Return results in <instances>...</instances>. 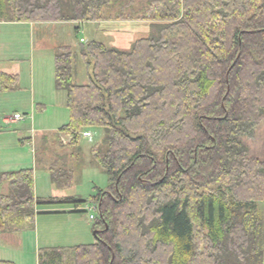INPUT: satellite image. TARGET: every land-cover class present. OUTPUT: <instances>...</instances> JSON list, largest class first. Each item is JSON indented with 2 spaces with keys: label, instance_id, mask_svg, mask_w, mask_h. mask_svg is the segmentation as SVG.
Here are the masks:
<instances>
[{
  "label": "trees",
  "instance_id": "16d2710c",
  "mask_svg": "<svg viewBox=\"0 0 264 264\" xmlns=\"http://www.w3.org/2000/svg\"><path fill=\"white\" fill-rule=\"evenodd\" d=\"M113 1L0 0V21L102 20ZM139 19L150 35L130 51L92 40L55 53L70 112L59 131L72 145L104 131L92 154L110 184L90 198L97 242L45 248L38 264H264V155L248 142L264 126V0H150ZM79 56L87 84L74 81ZM19 81L0 73L3 91ZM72 172L53 169V181ZM5 181L0 230L34 221L46 201L34 170Z\"/></svg>",
  "mask_w": 264,
  "mask_h": 264
},
{
  "label": "rangeland",
  "instance_id": "374dc122",
  "mask_svg": "<svg viewBox=\"0 0 264 264\" xmlns=\"http://www.w3.org/2000/svg\"><path fill=\"white\" fill-rule=\"evenodd\" d=\"M149 2L150 0H114L103 10L105 19L102 20L105 22L85 24L86 31L77 29L79 24L70 25L71 36L67 33L57 36L50 31L45 34L38 31L34 37V44L44 41L45 44L51 45L59 37L58 39H63L62 42L66 41L65 43L70 44L75 51L79 52L83 45L80 43V38L88 36L109 47L130 51L136 40L150 35L151 22L139 19L145 13ZM129 17L131 19H128ZM50 27L54 28L52 30L57 32L56 34L60 33L63 28L61 25H50ZM35 54L36 64H38V52ZM48 55L49 53L45 51L44 64L47 65L48 62L54 65V56H51V52L49 58H47ZM26 67L30 70V62L26 63ZM87 72L86 65L79 56L74 81L78 84H86L87 80L83 78V75ZM25 81L26 84L21 91L0 96V107L7 109L5 114L2 113L3 110H0V131L7 134L4 137L0 136V145L6 144L7 153L13 159L5 161L9 164L7 166L1 163L0 171L32 168L35 175L36 198L46 201L37 204L34 221L25 220L21 224L9 225L15 232L0 231V260H10L17 264H38L39 253L45 248L68 249L80 244L97 242L95 231L101 230L96 227L100 217V205L90 201V198L96 195L100 188L106 190L110 179L92 154V148L102 144L104 131L89 129L93 132L92 138L82 135L79 144L56 146L71 149L75 157L71 160L72 166H68L73 170L70 173L71 177L64 178L62 185L53 181V169L62 168V164L58 162L59 166H52L54 160L51 158L53 155L51 150L54 149V145L53 148L49 147L51 143L40 137L43 134L52 137L59 127L69 122L70 112L67 105L63 98L56 95H66V91H58L55 84L53 88L47 86L46 112L37 109L39 106L37 103L34 104L35 109L32 110L31 102L27 103L23 98H27L30 92L28 89L31 82L29 72ZM26 107L29 109L26 110ZM14 111H19L26 118L19 122L4 124L3 115L13 116ZM22 139H30V141L21 143ZM248 142L252 150L263 152L264 155V126L257 132L256 137ZM9 189L7 181L0 186V192L7 193ZM73 199L86 200V202H75ZM95 206L96 209H94ZM91 214L95 215L94 219L90 218Z\"/></svg>",
  "mask_w": 264,
  "mask_h": 264
},
{
  "label": "crops",
  "instance_id": "0c3cea01",
  "mask_svg": "<svg viewBox=\"0 0 264 264\" xmlns=\"http://www.w3.org/2000/svg\"><path fill=\"white\" fill-rule=\"evenodd\" d=\"M102 22H105V21L104 20L84 21V22L73 21V20L71 21H52V22L0 21V73L5 72L11 75L18 74L20 77V81L18 85L13 90L3 91L1 90V85H0V96L7 95V94H15L17 93V91H21V89H23V87L26 84L25 79L27 77V73L29 72L30 78H31L30 86L28 88L30 89V92L28 93L29 97L27 96V98L26 97H23V98L25 101H27V103L31 102L30 107L32 108V110L35 109L34 104L37 103L39 105L37 106V109H41L40 111L46 112L47 106L45 104V100H46L45 92L47 90V86H49V88L50 87L53 88L54 87L53 85L55 84L54 83L55 82V53L59 47L64 46V45H70V44L65 43L66 41L62 42L61 40L63 39H58L59 37L57 38V41L53 42V44L51 45L45 44L44 41L34 44L35 34L38 31H40L43 34H45V32L47 31H50V33L57 35V36L60 34L65 35L66 33L69 36H71V30H70L71 26L70 25L79 24V26H77V29L82 30V31H84L85 29L86 31L85 24L102 23ZM50 25H61V27L63 28L60 31V33L56 34L57 32H54L52 30L54 28L51 29ZM66 25H69V26H66ZM89 41H92V39H90L88 36L80 38V43L82 44H85ZM45 51L49 53L47 58L50 57V52H51V56H54V65L52 64L50 65V63L48 62H47V65L44 64L43 55ZM35 52L36 53L38 52V61H39L38 64H36L37 60H36ZM28 62H30V67H31L30 70H28L26 67V63ZM83 76H84L83 78L87 80L86 82L88 83L89 82L88 72ZM58 91H64V90H58ZM56 95H58L57 97L61 99L63 98L65 105L67 104V92H66V95L64 94H56ZM25 109L27 110L29 108L26 107ZM0 110H3L2 113L5 114L7 109L0 107ZM15 113H19V111H14V114ZM3 116L6 117L5 115ZM19 121L18 120L14 121V123L19 122ZM3 123L5 124L4 120H3ZM61 127L58 128V130L56 131V133L52 135V137L50 135L43 134L41 135L42 137L40 138H42V140H48V142L51 143L49 147H52L54 145V149L51 150L53 153L51 158H53L54 160L52 166H56V164L59 162L62 164V167L68 168V166H72L71 160L75 157V154L69 148L65 149V148H57V147H59V144L64 145V146L72 145L71 144L72 136L68 133L60 132L59 130ZM5 135L7 134L0 131V136L4 137ZM29 141L30 139L28 140L22 139L21 143H26ZM7 152H8V149L6 148V144H1L0 145V164L3 163V166L9 165V164H6L5 161L13 160L12 158H10L9 153ZM4 171H13V170H9V169L1 170L0 172H4ZM1 185L2 184H0V186ZM0 193L7 194L3 192H0ZM259 206L261 210L264 211V202H261ZM0 231H4L6 233L10 231L15 232L13 228L8 229V230H0ZM1 261L2 260H0V262Z\"/></svg>",
  "mask_w": 264,
  "mask_h": 264
},
{
  "label": "built area",
  "instance_id": "2783aa9c",
  "mask_svg": "<svg viewBox=\"0 0 264 264\" xmlns=\"http://www.w3.org/2000/svg\"><path fill=\"white\" fill-rule=\"evenodd\" d=\"M26 116L23 115V114H20V113H15L13 116H6L4 117V122L5 123H11V122H14V121H19V120H23ZM82 134L85 136V137H90L92 138L93 137V132L91 130H85L82 132ZM94 209H96V206L94 207ZM90 218L91 219H94L95 218V215L91 214L90 215Z\"/></svg>",
  "mask_w": 264,
  "mask_h": 264
},
{
  "label": "water",
  "instance_id": "95a60500",
  "mask_svg": "<svg viewBox=\"0 0 264 264\" xmlns=\"http://www.w3.org/2000/svg\"><path fill=\"white\" fill-rule=\"evenodd\" d=\"M107 228H108V226H107ZM98 231H101V230H96V231H95V234H96V235H97Z\"/></svg>",
  "mask_w": 264,
  "mask_h": 264
}]
</instances>
